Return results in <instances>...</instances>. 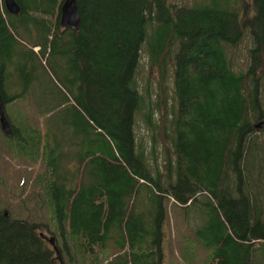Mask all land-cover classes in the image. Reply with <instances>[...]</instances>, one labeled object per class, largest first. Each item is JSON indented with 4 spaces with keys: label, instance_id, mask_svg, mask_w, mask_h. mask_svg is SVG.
Returning a JSON list of instances; mask_svg holds the SVG:
<instances>
[{
    "label": "trees",
    "instance_id": "1",
    "mask_svg": "<svg viewBox=\"0 0 264 264\" xmlns=\"http://www.w3.org/2000/svg\"><path fill=\"white\" fill-rule=\"evenodd\" d=\"M17 1L19 15L0 0V90L6 104H35L41 125L7 115L12 137L41 158L34 182L54 212L31 221L0 208V264H165L171 197L187 220L197 214L184 240L209 250L201 263L183 251V264H264V0H78V29L60 28L64 0ZM247 30L237 68L229 51ZM14 31L37 34L24 47L32 55ZM64 33L72 98L57 85L43 102L32 59ZM143 48L156 99L139 79ZM140 114L151 139L139 135Z\"/></svg>",
    "mask_w": 264,
    "mask_h": 264
},
{
    "label": "rangeland",
    "instance_id": "2",
    "mask_svg": "<svg viewBox=\"0 0 264 264\" xmlns=\"http://www.w3.org/2000/svg\"><path fill=\"white\" fill-rule=\"evenodd\" d=\"M170 1L178 3H193L196 0ZM240 12L242 17V10H240ZM62 27L63 26L60 28ZM14 32L18 39L22 41V43L19 44L20 47H22L27 52V54H31L28 49L24 47L30 44L29 38L35 39L37 34H31L33 35L31 36L24 33L23 31ZM247 33L249 35L248 30L246 31V37H244V41L239 44L238 47H234V49L229 51L233 64L237 68H242V66H244V64L247 62V47L250 45V39ZM59 38L60 39H58L55 49L52 53L50 52V47H48L46 56L39 54V59L37 56L36 58L33 56L32 59V63L36 66V74L38 78L37 84L39 88L35 94L40 100L47 103H49V90L57 93L59 92L57 85L61 86L72 98V95L66 86L67 80L72 77L73 69L70 63V54L64 53V50L68 49L69 38L66 33H64ZM34 48L37 51L40 50L39 46H35ZM65 55L68 58V63L65 67H62L58 61L60 59H64ZM47 59L49 60L48 62H46ZM170 67L171 69L167 87V99L168 104L171 107L175 103L172 77V59H170ZM139 79L142 86L149 85L151 87L152 98L156 99L158 90L156 72L155 68L149 63L146 48H143ZM56 109L59 110L61 108L58 107ZM6 110L15 123H19L20 119H23L25 116H30L41 125V118L37 115L35 104L31 98H19L14 101H10L6 104ZM59 113L61 114L60 111ZM137 120H139V135H143L145 138L151 139V131L146 128L141 114L138 115ZM257 123H261L259 127H262L264 121H258ZM16 141L19 143L17 144ZM161 149L162 144H159L158 151H161ZM159 165L161 168H163V153H161L159 157ZM42 166L43 163L41 162V158H38L35 162H33V160L24 150V146L21 144L20 139L6 134L3 131L0 123V208L4 209L9 207L14 217L27 218L31 221H50V218L53 216L54 208L51 206V204H49L48 201L42 202L43 195L41 188L39 187L41 185H36L34 182V174H36ZM39 190L41 193L38 194L37 191ZM174 202L175 200L172 197L168 200L169 217L164 223L165 264H183V262H185L181 257L183 256V251L184 253L188 254L189 258L193 257V254H195L194 262L201 263L209 254V250L203 248V246H201L198 242L196 244L187 242L183 237V233H185L186 236L190 238L193 237L196 225L199 223V221H197V214L190 212L189 220H187L183 209ZM55 223L57 222H51V227L55 226ZM55 228L56 227H54V229ZM48 235L51 236L52 234ZM193 239L196 240L195 237ZM186 262L190 264L188 260H186Z\"/></svg>",
    "mask_w": 264,
    "mask_h": 264
},
{
    "label": "water",
    "instance_id": "3",
    "mask_svg": "<svg viewBox=\"0 0 264 264\" xmlns=\"http://www.w3.org/2000/svg\"><path fill=\"white\" fill-rule=\"evenodd\" d=\"M7 9L12 13H19L20 5L17 0H4ZM60 23L62 26L66 27H74L78 29L81 25V15L79 9V2L78 0H64L61 6V13H60ZM0 123L3 131L11 135L12 134V126L11 121L7 115L6 110V101L4 100L3 93L0 90ZM48 239L53 244L57 255L61 259V254L58 246L55 243V237L49 236Z\"/></svg>",
    "mask_w": 264,
    "mask_h": 264
},
{
    "label": "flooded vegetation",
    "instance_id": "4",
    "mask_svg": "<svg viewBox=\"0 0 264 264\" xmlns=\"http://www.w3.org/2000/svg\"><path fill=\"white\" fill-rule=\"evenodd\" d=\"M3 2H4V5H5V8H6V10L8 11V12H10L8 9H7V7H6V4H5V1L3 0ZM21 9V8H20ZM10 13H12V12H10ZM19 13H20V11H19ZM19 13H12V14H17V15H19Z\"/></svg>",
    "mask_w": 264,
    "mask_h": 264
}]
</instances>
